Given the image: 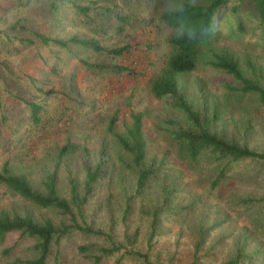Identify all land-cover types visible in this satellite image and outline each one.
I'll list each match as a JSON object with an SVG mask.
<instances>
[{
    "label": "rangeland",
    "instance_id": "1",
    "mask_svg": "<svg viewBox=\"0 0 264 264\" xmlns=\"http://www.w3.org/2000/svg\"><path fill=\"white\" fill-rule=\"evenodd\" d=\"M52 1L0 0V170L9 162L39 184L54 170L59 147L69 139L92 154L106 144L110 161L83 216L76 218L104 234L69 229L54 242L47 264H226L240 249L238 264H264V200L240 202L264 195V160L237 162L214 186L222 163L208 156L192 160L181 151L173 137L188 125L186 117L175 97L159 98L151 91L153 79L167 65L168 39L175 32L161 19L167 0H74L91 7L88 15L73 0H57L59 7L52 11ZM215 24L216 40L203 47L198 66L180 76L181 93L208 114L218 106L220 119L213 130L264 152V105L256 94L235 90L240 82L211 66L207 50L228 48L252 76L247 59L264 68V21L250 0H231L217 13ZM73 35L96 39L105 50L78 53L76 46L69 49L51 40ZM127 44L131 48L123 55L107 51ZM95 63L102 66H91ZM31 102L39 106L41 122L33 116ZM136 112L143 115L148 156L159 165L140 192L128 165L130 155L108 130L116 116V129L125 131ZM67 162L79 181L85 176L79 151L65 156L58 169L63 194L68 193ZM163 187L171 189L173 208L161 213L150 240L149 212L161 206ZM0 195L7 210L30 209L58 225L73 223L70 215L37 207L1 182ZM20 233L11 231L0 243V264L36 255V239ZM114 243L124 248L95 263L97 249ZM7 247L12 248L9 253ZM125 250L146 252L149 259L125 255L118 260Z\"/></svg>",
    "mask_w": 264,
    "mask_h": 264
},
{
    "label": "trees",
    "instance_id": "2",
    "mask_svg": "<svg viewBox=\"0 0 264 264\" xmlns=\"http://www.w3.org/2000/svg\"><path fill=\"white\" fill-rule=\"evenodd\" d=\"M231 0H196L195 5L190 0H178L183 3L185 11L183 20L188 23L192 29V35L189 37L188 29L183 33L182 39H177L172 34L169 39L171 52L167 65L153 79L151 84L152 93L159 98L173 96L176 98L178 109L185 115L188 125L180 127L174 131V140L177 142L181 151L192 160H198L201 156H208L212 160L222 163L221 169L217 172L213 181L217 186L228 175V172L234 165L245 159L264 160V152L250 148L248 145H241L233 139H228L223 134L213 130L215 122L220 119V111L216 106L210 114L194 107L187 97L181 93L180 76L193 71L204 54V46H208L216 40V16L221 8L228 5ZM80 13L88 15L90 6H81L73 0ZM251 6L264 21V0H250ZM59 7L58 1L51 2L52 11ZM162 21L175 30L178 17L175 14H161ZM191 38L193 41L189 42ZM55 44L71 49L76 46L81 51L90 49L103 51L105 48L98 40L92 38H82L73 35L69 39H51ZM45 39L46 42L51 41ZM130 45L118 46L107 49L108 52L115 55H123L129 51ZM208 54L210 58L208 63L218 69L231 74L240 86L235 90L241 93H254L259 102L264 105V68L258 67L252 59H247L248 68L252 76H247L241 67L239 60L234 52L228 48L214 49L209 47ZM87 63V61H84ZM88 64V63H87ZM102 66L99 63L91 66ZM122 70H130L127 67H121ZM130 72H132L130 70ZM32 114L38 122H41L39 116V106L30 103ZM131 122L126 130L121 132L116 129L117 117L113 116L108 123V130L117 140L119 146L131 157L129 168L136 176V192L145 190L153 176L159 171L158 163L148 156V141L143 131V115L141 112L131 114ZM82 147V146H81ZM79 147V144L69 139L65 144L59 147L57 154V164L54 170L46 173L44 178L36 184L27 172L16 171L6 162L0 170V182L10 191L23 197L32 204L42 209L53 210L61 215H70L73 219L72 224L62 223L58 225L56 221L46 215H35L30 209L23 212L10 211L1 206L0 195V243L6 239L7 233L11 231H20V237L36 239L34 245L36 255L33 258L17 259L10 264H47L48 257L52 253L54 242H59L62 235L71 228H77L87 233L104 234L103 231L95 229L89 225H81L76 222L77 215L83 216L84 206L88 203L90 197L95 191L97 183L107 175V165L110 161V151L106 144H102L95 154L88 148ZM75 150L79 151L82 167L84 169V180L81 182L76 177L70 163L65 166V179L68 185V193L63 194L59 188V166L65 156ZM93 157V158H92ZM165 193L164 200L160 207L153 208L149 215L151 217L150 240L157 232L161 213L164 210L173 208L170 205L171 189L163 187ZM264 200V195L258 199L243 198L240 200L243 204L254 201ZM129 212V205L126 208V214ZM88 246L82 247L86 250ZM123 245H114L110 247H99L98 253L94 255V262H100L104 256L113 255L121 251ZM11 247L5 248L9 253ZM125 255L135 258H142L148 261L149 256L146 252L140 250H125L118 258L121 260ZM243 257L241 249L226 264H238ZM191 264H196L192 262Z\"/></svg>",
    "mask_w": 264,
    "mask_h": 264
},
{
    "label": "clouds",
    "instance_id": "3",
    "mask_svg": "<svg viewBox=\"0 0 264 264\" xmlns=\"http://www.w3.org/2000/svg\"><path fill=\"white\" fill-rule=\"evenodd\" d=\"M190 2L195 5L196 0H190ZM164 11L166 14H175L178 17V22L175 26V36L177 39L183 38V33L186 28L188 29L189 37H191L192 29L189 28L188 23L183 20V13L185 11L183 3H179L178 0H167ZM188 41L192 42L193 40L189 38Z\"/></svg>",
    "mask_w": 264,
    "mask_h": 264
}]
</instances>
